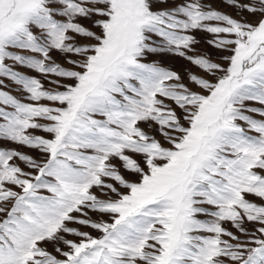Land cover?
I'll return each mask as SVG.
<instances>
[{
	"label": "snow or ice",
	"instance_id": "snow-or-ice-1",
	"mask_svg": "<svg viewBox=\"0 0 264 264\" xmlns=\"http://www.w3.org/2000/svg\"><path fill=\"white\" fill-rule=\"evenodd\" d=\"M0 264H264V0H0Z\"/></svg>",
	"mask_w": 264,
	"mask_h": 264
},
{
	"label": "rangeland",
	"instance_id": "rangeland-1",
	"mask_svg": "<svg viewBox=\"0 0 264 264\" xmlns=\"http://www.w3.org/2000/svg\"><path fill=\"white\" fill-rule=\"evenodd\" d=\"M198 35H202V34H198ZM202 47L203 48H207V45H203L202 44ZM164 63L166 65L167 64H171L176 70H180L181 69V66L183 64V62L182 61H179V60H164Z\"/></svg>",
	"mask_w": 264,
	"mask_h": 264
}]
</instances>
